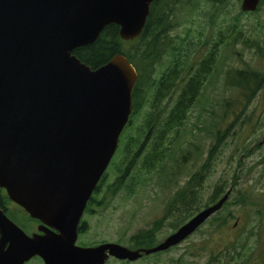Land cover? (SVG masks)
Here are the masks:
<instances>
[{
  "label": "water",
  "instance_id": "1",
  "mask_svg": "<svg viewBox=\"0 0 264 264\" xmlns=\"http://www.w3.org/2000/svg\"><path fill=\"white\" fill-rule=\"evenodd\" d=\"M154 1L0 0V189L61 232L31 238L0 212V264L36 255L45 264L136 261L178 246L229 200L232 190L149 250L75 246L82 214L129 124L139 76L121 54L92 69L74 51L110 25L120 28L122 40L138 39ZM261 1L242 0V12L257 11Z\"/></svg>",
  "mask_w": 264,
  "mask_h": 264
},
{
  "label": "trees",
  "instance_id": "2",
  "mask_svg": "<svg viewBox=\"0 0 264 264\" xmlns=\"http://www.w3.org/2000/svg\"><path fill=\"white\" fill-rule=\"evenodd\" d=\"M230 9L228 0H155L138 39L124 41L120 37V28L110 25L95 43L74 51L92 69L106 65L121 54L136 68L139 76L132 93V115L122 134L126 141L123 143L121 138L118 158L111 163L114 182L106 193L115 195L123 189L129 194L135 193L136 188L144 184L135 175L138 171L148 175L155 172L165 184H169L174 180L172 164L184 166L193 153L199 160L204 158L170 203L175 204L171 210L182 204V216L172 230L217 203L229 190H232L229 200L209 221L214 231L228 227L235 219L229 205L245 212L253 205L250 191L242 190L243 187L237 195L234 191L241 185V180L235 176L236 171L246 168L242 159L237 160L240 169H235L233 179L223 175L211 188L206 201H202L203 184L216 171L218 155L226 139L237 134L234 125L242 115L243 123L249 119V108L264 87V70L243 61V68L230 65L227 70L225 86L232 91V96L225 98L223 104L207 98V85L218 86L223 75L221 66L227 58L231 59V55L241 57L245 51H251L254 58L264 59V18L258 19L255 25L242 22L244 15L263 12L264 0L253 13L239 11L231 15ZM238 47L240 49L236 51ZM169 101L171 105H167ZM196 105L206 115L203 127L197 129L213 141L208 149L192 142L185 149L181 142L180 130ZM239 108H242L240 113ZM128 130L131 133H127ZM178 155L180 158L176 160ZM108 175L109 169L100 185L107 182ZM165 219L157 221L154 226H162ZM138 235L143 241L148 240L151 246L160 242L147 229L132 240H138ZM231 248L234 249L235 245ZM169 262L179 264L176 260Z\"/></svg>",
  "mask_w": 264,
  "mask_h": 264
},
{
  "label": "rangeland",
  "instance_id": "3",
  "mask_svg": "<svg viewBox=\"0 0 264 264\" xmlns=\"http://www.w3.org/2000/svg\"><path fill=\"white\" fill-rule=\"evenodd\" d=\"M228 1L231 6L229 11L231 15H236L241 11L239 0ZM260 18H264V11L255 15H244L242 22L245 25H255ZM257 27L262 28L259 25ZM177 34L183 35L184 33ZM239 49V47L236 48V51ZM243 61L257 69L264 70V59L254 58L251 51H245L241 57L231 55V59L227 58L221 66L223 75L218 86L207 85V98L211 102L218 101L223 104L225 98L232 96V91L225 86L227 70L230 65L243 68ZM169 104L171 105V101L167 102V105ZM241 110L242 108H239L238 113ZM248 113L249 119H246L244 123L242 121L244 115L235 123L234 127L238 129L237 134L226 139V143L218 155L216 171L203 184L202 201H206L211 188L223 175L226 174L225 176H231L230 179H233L232 175H234L235 169H240L237 167V160L242 159L246 168L241 169L240 172L236 171L235 176L241 180V185L239 184L234 191L239 192L241 187H243L242 190L250 191L253 205L248 208V212L233 204L229 205L228 209L233 212L235 219L230 222L228 227L216 232L210 222H207L180 248L171 253H164L155 261L142 264H166L171 259H175L181 264H264V87L258 93ZM205 120L204 111L199 105H196L184 127L180 130V134L183 136L181 142L184 143L185 149L190 142L196 146L209 148L213 141L197 129V127H203ZM235 121L236 116L233 118V122ZM127 133H131V130H128ZM122 141L124 143L126 138L123 137ZM244 148L246 150H243ZM240 152H242L241 155ZM117 158L118 155L117 157L115 155L113 160ZM179 158L180 155L176 156V160ZM203 159L199 160L193 153L190 158H187L184 166L172 164L171 173L174 175V180L169 184H165L164 179L161 180L155 172L149 175L144 172H136L135 175L140 181H144V184L137 187L135 193L132 194L127 193L125 189L121 190L118 193L121 196L113 199L108 208L107 216L110 223L99 228L93 221V232L87 239L103 236L114 240L121 239L124 244H128L126 240L136 234L139 229L142 231L147 229L156 234L160 241H164L170 236L172 227H176L177 220L182 216L180 209H177L178 206L182 207V204H177L176 209L171 210L175 204L171 205L170 203L174 201V197L185 185L189 176L198 170ZM108 169L109 176L113 179L109 184H112L115 174L111 165ZM207 188L210 191H207ZM186 210L188 211V209ZM186 214L188 215L189 211ZM161 219H165L162 226L159 224L154 226ZM123 222H125V235L121 238L114 237L113 235L122 232ZM236 223L238 226L235 225ZM233 245H235L234 249L231 248ZM124 246L129 247L128 245ZM228 248L232 250H228Z\"/></svg>",
  "mask_w": 264,
  "mask_h": 264
},
{
  "label": "flooded vegetation",
  "instance_id": "4",
  "mask_svg": "<svg viewBox=\"0 0 264 264\" xmlns=\"http://www.w3.org/2000/svg\"><path fill=\"white\" fill-rule=\"evenodd\" d=\"M111 180L113 179L110 178V176L108 175L107 182L102 183L101 185L99 182L96 190L94 191L90 200L88 201L86 208L80 219V222L76 228L75 246L79 248L87 249V248H99L101 246H105L108 244H116V245L126 247L132 251L142 252L144 250L152 249L153 247L158 245L160 242H162L163 240L160 241L158 236L154 233L153 234L156 240L160 241L155 246H151L150 244H148V240L143 241L139 235H138L139 237L138 240L133 241L132 240L133 237L139 234L142 231V229H139L136 234L132 235L128 240H126L128 244H124L121 241V239L114 240V239L105 238L103 236H99L91 240L87 239V237H90V235L93 232L92 230L93 221L95 222V226L99 228L102 226H105L106 223L107 224L110 223V219L107 216L108 208L110 207L113 199L119 198L121 196L120 194L111 195L109 193H106V191L109 189V186L111 185L109 184ZM97 190L99 191L98 193H96ZM177 209H181V207L178 206ZM0 212L7 220H9L11 223L17 226L28 237L32 238L34 235H40V236H46V235L59 236L61 235V232L58 229L50 227L42 220L32 218L31 215L28 212H26V210H24L19 204H17L10 198V196L7 194L5 189H0ZM124 224L125 222L122 223V232L120 234L113 235L114 237L121 238L122 236L125 235ZM173 231L175 230H172L171 234H173ZM197 232L198 230L195 233ZM2 235H3V232L0 231V244L2 243V238H3ZM189 238H187L184 242H182L178 246L172 247L169 250L162 252V254H159V253L152 254V255L143 254V256L136 261L120 260L115 257H109V259L106 261L105 264H142L144 262H152V261H155V259L160 257L161 255H164V253L166 254L171 253L174 250L180 248L183 244H185L188 241ZM9 245L10 243H7L4 249L7 250ZM124 245H128L129 247L124 246ZM173 260L175 259H171L170 261H173ZM169 263L175 264L171 262H168L166 264H169ZM178 263L180 264V262ZM24 264H45V261L42 258V256L36 255L32 257L31 259H29L28 261H26Z\"/></svg>",
  "mask_w": 264,
  "mask_h": 264
}]
</instances>
